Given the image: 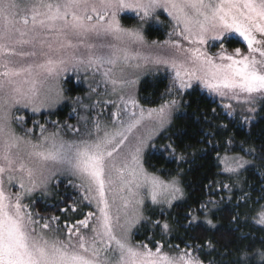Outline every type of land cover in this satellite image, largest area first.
I'll return each instance as SVG.
<instances>
[{
  "label": "snow or ice",
  "instance_id": "obj_1",
  "mask_svg": "<svg viewBox=\"0 0 264 264\" xmlns=\"http://www.w3.org/2000/svg\"><path fill=\"white\" fill-rule=\"evenodd\" d=\"M165 12L172 22L169 35L189 45L165 41L179 59L136 50L147 43L144 25L159 23ZM122 13L134 14L139 23L125 27ZM233 39L246 51L224 47ZM210 40L218 42V52L207 51ZM147 63L170 68L172 87L186 90L197 81L211 93L243 100L254 113L256 102L264 101V0H0V264H204L191 246L177 245L173 254L159 243L153 250L131 241V229L144 219L145 198L171 207L183 195L177 179L165 181L144 167L151 133L170 123L177 105L170 99L156 108L141 106L134 91L137 80L125 74ZM69 64L99 74L118 96L107 101L116 105L111 126L96 121L83 133L75 128L80 135L71 140L59 130L45 135L44 125L38 141L28 138L32 129L18 135L13 120L23 123L24 117H14L13 109L51 107L53 92L59 99L63 91L50 81ZM145 121L153 125L147 138L138 134ZM221 162L224 172L237 177L253 165L244 155H225ZM58 174L79 181L83 199L95 207L84 219L65 225L63 238L48 220L40 224L24 203ZM252 220L264 231V205ZM155 224L170 230L166 222ZM259 244L238 248L231 264H264V238Z\"/></svg>",
  "mask_w": 264,
  "mask_h": 264
},
{
  "label": "trees",
  "instance_id": "obj_2",
  "mask_svg": "<svg viewBox=\"0 0 264 264\" xmlns=\"http://www.w3.org/2000/svg\"><path fill=\"white\" fill-rule=\"evenodd\" d=\"M163 19L168 22L167 17ZM134 21L123 19L126 26L133 25ZM145 35L152 40L172 38L160 27H148ZM224 43L230 45L229 48L242 47L234 39ZM171 81L167 76L152 77L142 81L139 87L140 103L147 109L176 99L179 94L183 96L181 110L147 153L145 164L151 173L163 179H178L186 199L174 204L169 211L146 212L147 218L135 230L133 238L153 250L157 243L162 244L164 251L171 253L176 251L177 245L180 248L191 246L204 264H231L237 258L238 248L254 241L255 247H260L259 241L264 238V231L252 220L264 205V104L254 113H245L193 83L186 90L175 91ZM85 92V88L75 84L74 77L66 81L67 96ZM71 112V108L64 105L55 113L28 115L25 126H20L19 131L25 134L27 129H32L30 134L37 135L40 125L49 131L53 125L70 121ZM249 149L254 152L248 154ZM225 155H244L253 165L238 177L228 175L223 173L220 164ZM83 196L78 186L61 180L55 185L52 199L36 196L30 207L37 220L42 223L48 220L63 238L65 225L71 226L84 219L86 213L94 212ZM52 217L57 219L52 221ZM207 217L215 227L203 221ZM157 220L161 224L168 223L170 230L163 231L155 224ZM245 235L249 239H245Z\"/></svg>",
  "mask_w": 264,
  "mask_h": 264
},
{
  "label": "rangeland",
  "instance_id": "obj_3",
  "mask_svg": "<svg viewBox=\"0 0 264 264\" xmlns=\"http://www.w3.org/2000/svg\"><path fill=\"white\" fill-rule=\"evenodd\" d=\"M163 16L167 17L168 22H164L165 20L163 19ZM124 18L135 19L134 24L130 25V26H126L123 22ZM120 19H121L122 25H124L125 27H134L139 23L138 18L135 17V15L132 13H122ZM159 21H160L159 23L149 22L148 24L144 25L143 32H144L145 40L147 41V43L144 46L137 45L136 50L141 52L143 55L149 56V57L161 56V57H165V58H170V57L176 56L179 59L180 57L177 56L175 50L170 45L165 44V41H168V40L175 41V40L179 39L180 42L185 47H188L189 45L187 44V42L183 41L182 38L177 37L176 35H171L172 38L167 39V40H157V39L152 40V39H149L145 35V30L148 27H160V28L166 30V32H168L169 34L172 33L171 18L167 16L166 12L163 13L162 15H160ZM234 40H238V39H234ZM153 42H155V43H153ZM217 44H218V42L214 43L213 41L210 40L208 45H206L205 47L207 48V51L210 54H212V53H216L219 51V47L217 46ZM228 46H230V45H226L224 43V47L227 48L229 51L236 48V47L229 48ZM238 47H240V46H238ZM240 48L242 50L246 51V47L244 44H242V47H240ZM125 75L128 79L137 80V84L135 86L134 91H135V94L137 96V99L139 100V87H140V84L142 83V81H144L147 78L158 77V76H167V77L172 79L173 72L170 68H168L164 65H155L153 63H147L139 69H135V68L127 69ZM72 77H74V81H75V84L77 86L80 85L83 88H85L86 92L83 95H78V96H74V97H69L66 95L65 83L68 79H70ZM50 84L53 86V88L58 86L63 91L62 97H60L59 99L55 98V93L53 92V98L54 99H53L51 107H44L39 112H32L30 108H19L18 110L13 109L14 117H24L23 123L18 122L16 119L13 120L12 126L18 135H21V136L24 135V133L19 131V127L25 126V119L28 115L35 117V116H40L42 114L55 113L57 110L62 108L64 105H68L72 110V112L70 114L71 120L68 122H65V123L58 124L60 126L53 125V127L49 131L45 132V135L52 133V132H56L59 130L60 135L64 139L71 140V139L78 138V136L80 135L79 133H76L74 131L75 128H79L80 132L83 133L85 131V128L92 129L94 124L96 123V121H99L102 126L103 125L111 126V122L114 119L113 114L116 111V105L111 104V103H107V101H117L118 96L111 93V86H108L106 88L105 85L103 83H101V77L99 74H96L94 76L91 71L74 70L72 68L71 64H69L68 65V71L62 72L59 77H57L53 81H50ZM193 84L199 85L203 89H205L203 87V85H201L197 81H193ZM174 90L179 91V92L182 91V90H179L178 88H175ZM205 90H207V89H205ZM212 94L226 100L228 103L232 104L234 107L241 110L242 112L250 113V112H248L249 105L245 104L243 102V100L237 101V100H232V99H229L226 97H221L215 93H212ZM182 99H183V96L181 94H179V96L176 97L175 100L177 101V105L172 109L170 123L166 124L163 128L157 127L156 130L151 133V139L147 141V144H146V146L144 148V152H143V162H144L145 169L149 173H151V172L147 169L146 164H145L146 155L150 150H152L155 147L154 144H155L156 140L163 133H165L168 130V128L170 127V125L173 121L174 116L176 114H178L179 111L181 110L180 108L182 105ZM139 102H140V100H139ZM263 104H264V101L258 100L256 102V104L254 105V107L257 110L258 107L260 105H263ZM141 106H143V105L141 104ZM145 109H147V108H145ZM69 125L73 126V127L69 128L68 127ZM152 127H153V125L150 122L145 121L144 127H142L141 129L138 130V134L143 135L147 138V136L149 135V131L152 129ZM28 138L32 139L34 142L38 141L39 139H41L40 130L38 131L37 135L29 134ZM222 158H221V161H222ZM221 161H220V164H221V169L223 171L224 165ZM243 171L244 170H242V172ZM223 173H226V174L232 175V176H236V175L224 172V171H223ZM151 174H153V173H151ZM154 175H156V174H154ZM156 176H158V175H156ZM160 178L163 179L162 177H160ZM61 180L69 182L71 185L77 186L79 184V181H77L74 177H67L65 175L58 174L48 184L46 189H39L38 188L30 196H27L25 198L24 203L28 204L30 207V205L33 202V199L36 196H41L43 199H46V200L52 199V197H54V195H55V185L57 184L58 181H61ZM163 180L170 181L172 179H170V180L163 179ZM179 186L181 187V189L183 191V195L180 198H178L177 200L173 201L172 206L176 203L183 202L186 199L185 192H184L180 182H179ZM11 190L13 192L18 191L19 190L18 185H14ZM81 192L84 195V192L82 190H81ZM91 206L93 207V211H95L94 205H91ZM171 207H168V205H166V204L154 205L151 203L150 199L145 198V203L143 206L144 219H141V221L138 224H136L131 229V232H130L132 243L138 244L134 241L133 235H134L135 230L138 228V226L147 218L146 212H148L149 210H153V209H155V210L159 209L161 211H169L171 209ZM215 208H216V206L211 207L212 210H214ZM30 209H31V207H30ZM207 220H210L209 217H207L203 221L206 222ZM197 221H199V220L197 219ZM40 224H42V222H40ZM37 227L39 229V225H37ZM166 252H168V251H166Z\"/></svg>",
  "mask_w": 264,
  "mask_h": 264
}]
</instances>
